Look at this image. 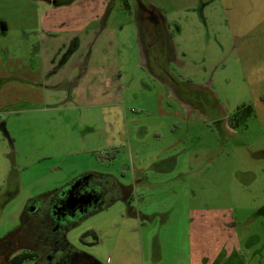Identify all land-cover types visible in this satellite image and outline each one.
<instances>
[{
    "label": "rangeland",
    "instance_id": "rangeland-1",
    "mask_svg": "<svg viewBox=\"0 0 264 264\" xmlns=\"http://www.w3.org/2000/svg\"><path fill=\"white\" fill-rule=\"evenodd\" d=\"M139 1L170 25L148 65L123 0H0V242L18 238L32 202L100 177L130 202L73 219L77 264H264V0ZM111 5L105 30L88 28L101 33L71 99L42 69L65 37L54 33Z\"/></svg>",
    "mask_w": 264,
    "mask_h": 264
},
{
    "label": "flooded vegetation",
    "instance_id": "flooded-vegetation-1",
    "mask_svg": "<svg viewBox=\"0 0 264 264\" xmlns=\"http://www.w3.org/2000/svg\"><path fill=\"white\" fill-rule=\"evenodd\" d=\"M123 2V4L120 3L122 7L124 6L131 13L133 11L136 15L141 27V35L144 39H147L146 44H144V57L147 65V61L157 62L156 56H158V61L165 57L171 34L169 32L170 25H167L160 9L158 10L150 3L144 4L139 0H136L135 7L129 3V0H123ZM50 3L52 4V1ZM58 3V1L53 2L55 7H58ZM113 7V5L109 7L107 15L103 13L100 17H97V22L101 25V31L105 30L109 21L110 10ZM82 23L76 24L81 27ZM2 24L4 23L0 20V29ZM73 25L71 22H61L59 24L60 28L54 34L56 36L64 34L65 37L61 44L57 46L56 55L52 58L51 68L44 72L46 77L52 76L51 78L60 75L63 82H60L59 86L67 85L71 99L76 98L74 92L83 86L90 56L93 54L91 48L96 44L101 33L96 32L93 43L88 50L87 45L84 46L83 42L87 30L84 28L75 31L70 30ZM62 28H69V30L61 31ZM36 43L29 44V57L35 55L38 51ZM157 75L165 79L162 74ZM7 80L8 78L4 76L0 79L3 83ZM164 81H167L165 82L167 86L168 80ZM239 112L228 120L229 126H233L238 120ZM125 188L121 189L120 185L115 184L114 181L93 177L84 184L71 187V190L62 197L57 195L54 200L50 198L44 202H32L21 217L22 226L19 229L18 238L8 240L6 243L0 242V257H8V252L13 254L8 260V264H10L11 259L16 255L31 253L35 255L33 260L27 261L31 264H77L79 261H75L73 258L80 255L81 252L75 247H73V250L69 248L70 242L66 236V231L72 227L73 219L88 217V215L102 211L120 198L130 202V193ZM70 196H73L71 203L69 202ZM83 196H86V198L83 199ZM87 198H90V200H87ZM53 246H55V249ZM14 250H20L21 252L14 254ZM221 250L225 253L224 249ZM208 262L210 261L208 260Z\"/></svg>",
    "mask_w": 264,
    "mask_h": 264
},
{
    "label": "crops",
    "instance_id": "crops-1",
    "mask_svg": "<svg viewBox=\"0 0 264 264\" xmlns=\"http://www.w3.org/2000/svg\"><path fill=\"white\" fill-rule=\"evenodd\" d=\"M97 19H98V18H97L96 16H92L91 19L89 18V20H86L84 23H82V24H81V27L75 28V25H73L72 28H71L70 30H74V31H75V30H78L79 28H82V29L84 28V29H86V30H87L86 37H87V40H88V37H91V38H92V37L95 36V34H96V33L94 34L93 31L88 30V28H90V24L93 25L92 22H93L94 20H96L95 22H97ZM97 23H98V22H97ZM95 30H96V28H95ZM93 56H94V54H91V56H90V61H89V64H88L89 67H88V70H87L86 74L89 73V70L91 69V65H92L93 60H94V59H93ZM42 69L44 70V72L46 71L44 66H43ZM119 70H120L119 68L116 69V71H115L116 75H118V73L120 72ZM71 245H72V244H71ZM221 249H222V247H221L219 250H221ZM223 249L225 250V253L227 252V253L229 254L230 249H229V251H227V248H226L225 246L223 247ZM218 253H219V251L217 252V254H218ZM227 253H226V254H227ZM88 258H89V260H92L91 263H97V262H96L95 260H93L92 258H90V257H88ZM25 263H26V262H25ZM97 264H99V263H97ZM223 264H225V263H223ZM227 264H232V263H227Z\"/></svg>",
    "mask_w": 264,
    "mask_h": 264
},
{
    "label": "trees",
    "instance_id": "trees-1",
    "mask_svg": "<svg viewBox=\"0 0 264 264\" xmlns=\"http://www.w3.org/2000/svg\"><path fill=\"white\" fill-rule=\"evenodd\" d=\"M251 113L252 112H251L250 108L245 109V111H244L245 116H250ZM88 234H89V232L85 233L84 236H86ZM91 234H93L95 236L94 232H91ZM69 248L71 250L74 249L73 246H71L70 244H69ZM34 257H35V255L31 254V253H23L20 255H16L13 259H11L10 264H24L27 261L33 260Z\"/></svg>",
    "mask_w": 264,
    "mask_h": 264
},
{
    "label": "water",
    "instance_id": "water-1",
    "mask_svg": "<svg viewBox=\"0 0 264 264\" xmlns=\"http://www.w3.org/2000/svg\"><path fill=\"white\" fill-rule=\"evenodd\" d=\"M1 31H2V33L4 34V33H6V31H7V29H6V26H5V24H2L1 25ZM139 33H140V35H141V32L139 31ZM79 184V183H78ZM78 184H75L74 186H79ZM90 198H91V196H89ZM72 198H73V196H70V198H69V202L71 203L72 202ZM83 199L84 198H86V196H83L82 197ZM90 198H87V200H90ZM82 202H84L83 200H82Z\"/></svg>",
    "mask_w": 264,
    "mask_h": 264
}]
</instances>
